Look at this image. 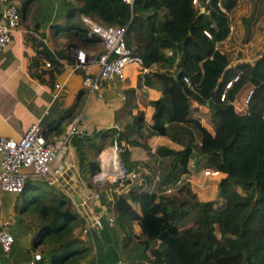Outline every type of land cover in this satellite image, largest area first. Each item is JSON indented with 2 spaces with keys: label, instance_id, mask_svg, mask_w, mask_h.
Listing matches in <instances>:
<instances>
[{
  "label": "trees",
  "instance_id": "trees-1",
  "mask_svg": "<svg viewBox=\"0 0 264 264\" xmlns=\"http://www.w3.org/2000/svg\"><path fill=\"white\" fill-rule=\"evenodd\" d=\"M67 1L73 7L66 23L57 28L59 37L53 45L60 43L62 48L56 47L53 55L70 63V48L88 54L102 51L95 48L99 44L96 37L85 35L82 15L105 27L124 26L125 43L141 57L144 67L175 66L173 106L167 109L160 98L151 101L148 120L137 111L130 132L138 134L145 128L147 137L159 134L164 119L189 123L200 136L197 154L202 166L219 175L210 200H198L185 178L174 191L165 193L187 174L192 147L185 144L178 150L156 148L171 156L160 193L140 188L138 178L103 187L88 184L91 189L110 192V210L124 233L123 241L137 238L146 249L156 241L162 243L163 248L151 252V264H264V0H209L206 4L203 0L197 4L191 0H133L131 5L122 0ZM160 10L165 12L158 16ZM50 56L43 48L42 58ZM245 65L251 66L248 82L252 91L245 111L238 113L230 103V92L224 100H219V93L223 83L242 73ZM188 100L209 113L212 131L187 117ZM72 138L85 159L81 168L88 173L98 167L97 153L111 144L114 133L100 129ZM115 139L140 145L121 133ZM89 148L94 158L87 156ZM176 170L181 176H174ZM11 202L18 221L34 231L31 253L40 247V259L32 255L33 264H92L93 246L79 238L84 221L72 211L66 195L41 180H26ZM191 213L201 215L200 227L179 234L175 223ZM22 256L28 258L14 239L6 254L0 248V264H16L12 259Z\"/></svg>",
  "mask_w": 264,
  "mask_h": 264
},
{
  "label": "crops",
  "instance_id": "crops-1",
  "mask_svg": "<svg viewBox=\"0 0 264 264\" xmlns=\"http://www.w3.org/2000/svg\"><path fill=\"white\" fill-rule=\"evenodd\" d=\"M5 3L18 8L20 17L17 28L11 33L9 44L0 50V137L17 140L28 126L38 123L45 140L52 142L64 134L68 124L74 119L78 128L84 125L89 127L86 132L88 134L100 129L112 131L114 136L118 133L124 134L127 139L135 140L140 145L130 146L120 141V148L127 152L122 160L119 158L120 161L128 170L137 173L140 188L156 193L163 189L162 181L169 172L171 161L170 155L160 154L156 152V148L178 150L189 144L192 152L186 164L187 176L179 177L181 175L177 170L174 176L188 179L191 192L197 196L203 193L209 195L206 191L215 193L216 180L201 174L203 160L197 154L200 136L193 125L180 120L164 119L162 132L148 137L145 128H141L138 134L130 132L129 129L137 111L142 112L145 121L148 120L151 101L160 98L167 109L173 106L174 65L151 64L147 67L148 72L141 74L137 66L129 64L124 68L121 78L100 80L99 90L89 92L83 86L82 78L85 74L91 77L96 75L95 63L91 62L85 71H74L72 63L75 48L68 50L70 63L53 55L56 47L62 48L60 43L53 45V39L59 37L57 28L66 23L67 14L73 4L67 0H5ZM3 7L4 1L0 0V11ZM164 12L160 10L158 16ZM43 48L51 53L50 58H42ZM95 48L98 50L101 46L96 44ZM91 54L94 58L97 53ZM252 61L248 63L251 64ZM250 68L247 65L242 69L241 74L245 81L249 80ZM162 73H165L163 77L155 75ZM242 78L235 90L243 87ZM55 83L60 84L57 92ZM235 90L230 91L231 98ZM187 112V117L196 118L207 130L212 131L209 113L205 109L188 100ZM142 144L148 149L142 147ZM108 147L97 153L98 168L102 157V166L111 157H115L113 149ZM88 150L91 151L90 148ZM75 151L76 146L70 140L56 160V164L62 166L63 173L53 187L70 199L72 211L81 217L100 215L101 227L89 228L86 234L81 233L79 236L81 240L90 241L93 246L92 264H111L117 260L124 264H151V252L163 248L164 245L156 241L146 249L142 240L138 241L137 238L123 241L124 233L115 218L112 223L105 219L106 215L114 216L110 210V192L108 194L100 190L97 201L87 200L97 189L89 188L85 182L88 178L87 172L79 166ZM87 156L91 158L94 154L92 152L91 156ZM198 185L203 186V193L194 191ZM0 197V220L8 221L15 244L22 247L28 256L14 258L12 262L33 264L30 246L34 241V231L22 225L14 214L11 202L14 193L0 192ZM196 215L200 214L191 213L175 223L179 234L193 231V225L186 222ZM82 219L84 221L83 217ZM133 231L138 233V228L133 227ZM39 249L40 247L36 248L37 251Z\"/></svg>",
  "mask_w": 264,
  "mask_h": 264
},
{
  "label": "built area",
  "instance_id": "built-area-1",
  "mask_svg": "<svg viewBox=\"0 0 264 264\" xmlns=\"http://www.w3.org/2000/svg\"><path fill=\"white\" fill-rule=\"evenodd\" d=\"M0 11V50L4 49L11 40V33L19 24V14L14 5L5 3ZM124 3L131 5L133 0H122ZM209 0H203L206 4ZM192 4H197V0H191ZM201 8L202 6L199 5ZM80 20L85 27L86 36H94L99 40L102 48L100 53L94 55L88 54L83 50L77 49L74 54L72 69L74 71L88 69L91 62L97 66V73L91 77L85 74L82 78L83 86L89 92L99 90V81L109 78H121L124 68L133 64L138 67L141 74L148 72L147 67L142 65V60L131 48H129L124 39L125 27H105L90 20L86 16H80ZM203 34L209 38V34L203 31ZM170 54V52H167ZM241 72H237L228 78L219 93V100H224L229 95L230 90L240 80ZM182 81L189 87L188 79L183 76ZM54 88L59 90L60 84L55 83ZM252 91V86L238 88L235 90L236 100L233 97L230 103L233 110L243 113L247 106V101ZM238 93V95H237ZM234 94V95H235ZM89 127L83 126L78 128L76 119L68 124L64 134L55 141H46L43 137L38 123H32L23 134L17 139L0 137V192L18 193L20 192L26 180H41L48 185L54 186L63 173L62 166L56 164L58 157L64 152V146L71 140L74 135L88 132ZM116 136V135H115ZM112 140L108 148H112L115 153L118 172L114 179L109 183H117L125 179H135L138 175L133 170H128L119 159L121 152L120 145L115 139ZM100 159V158H99ZM202 176H215L218 173L210 169L204 168ZM188 181V179H186ZM107 181H103L93 176V183L100 186ZM180 184V179L174 181L173 186L165 189V193H170ZM100 190L93 191L87 200L97 201L99 199ZM86 201V200H85ZM85 224L82 230L86 234L89 228L99 229L101 227L100 215H94L89 218L87 215L82 216ZM105 219L108 223L114 222V216L106 215ZM13 237L9 232L8 221L0 220V248L2 253L6 254L12 243ZM33 259H40L39 251L33 253ZM111 264H124L117 260Z\"/></svg>",
  "mask_w": 264,
  "mask_h": 264
},
{
  "label": "rangeland",
  "instance_id": "rangeland-1",
  "mask_svg": "<svg viewBox=\"0 0 264 264\" xmlns=\"http://www.w3.org/2000/svg\"><path fill=\"white\" fill-rule=\"evenodd\" d=\"M245 66H247V65H245ZM249 66V65H248ZM246 68V67H245ZM242 78V77H241ZM242 85H243V87L242 88H244V87H247L248 85H249V82L248 81H245L244 80V77L242 78ZM237 95H238V93H237ZM233 99H235L236 100V94L233 96ZM93 152V150H91V151H87V154L89 155V156H91V153ZM75 153H76V157H77V159H78V161H79V166L81 167V164H80V161H83V160H85V159H83L82 160V154L80 153V151H78L77 149H76V151H75ZM124 153H125V151L123 150V149H121V152L119 153L120 154V156H119V158L122 160L123 159V157H124ZM95 156V155H94ZM98 156V155H97ZM97 156H96V158L95 159H97L98 160V158H97ZM82 157V158H81ZM91 158H94V157H91ZM83 162H85V161H83ZM98 162V161H97ZM99 163V162H98ZM105 166H106V164L105 165H103L102 166V171H101V173L102 172H104V170H105ZM100 167H101V164H100ZM99 167V168H100ZM99 168L98 167H96V168H94V169H92V170H90V171H88V173H86V177H88L87 179H85V182L87 183V184H89V185H93V186H96L94 183H93V176H95L96 175V177H97V175H98V173H99ZM200 168H201V171L204 169V167L203 166H200ZM100 173V174H101ZM202 174V173H201ZM218 174L217 175H215V176H209L212 180H216L217 178H218ZM106 185H109V181H107V182H105L104 184H102V185H100V186H98V187H103V186H106ZM203 187V186H202ZM202 187H200L199 185H198V187H196L195 189L196 190H194V191H196V192H204V190H203V188ZM202 188V189H201ZM189 189H191V188H189ZM150 191H153V190H150ZM30 193H32V192H30ZM29 193V194H30ZM206 193H208L209 195H206V194H204L203 193V195H199V196H197V199L198 200H200V201H202V199H205V200H210L211 199V197L213 196V193L214 192H212V193H210V191H206ZM200 215H196V216H192V218H191V221H190V219L186 222V223H188V225L189 224H191V225H193V229L192 230H196V229H198L200 226H199V221H200ZM198 222V223H197ZM235 233V230H233L232 231V233L231 234H234ZM215 234L218 236V233L217 232H215Z\"/></svg>",
  "mask_w": 264,
  "mask_h": 264
},
{
  "label": "bare ground",
  "instance_id": "bare-ground-1",
  "mask_svg": "<svg viewBox=\"0 0 264 264\" xmlns=\"http://www.w3.org/2000/svg\"><path fill=\"white\" fill-rule=\"evenodd\" d=\"M103 160H104V157H102V159L100 160L101 167L99 165L100 168H99V173H98L97 177L100 178L103 181H112L114 179L115 174L118 172L116 159L113 156V158L111 157L109 160H107L106 166H105V170H104V172L101 173V171H102V161ZM95 177H96V175H95Z\"/></svg>",
  "mask_w": 264,
  "mask_h": 264
},
{
  "label": "water",
  "instance_id": "water-1",
  "mask_svg": "<svg viewBox=\"0 0 264 264\" xmlns=\"http://www.w3.org/2000/svg\"><path fill=\"white\" fill-rule=\"evenodd\" d=\"M200 11H201V12H203V11H204V9H203V8H201V9H200ZM254 62H255V60H254V61H252L250 65H253V64H254Z\"/></svg>",
  "mask_w": 264,
  "mask_h": 264
}]
</instances>
